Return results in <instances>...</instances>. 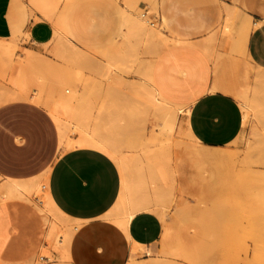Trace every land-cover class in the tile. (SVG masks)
<instances>
[{"label":"rangeland","instance_id":"1","mask_svg":"<svg viewBox=\"0 0 264 264\" xmlns=\"http://www.w3.org/2000/svg\"><path fill=\"white\" fill-rule=\"evenodd\" d=\"M24 1L9 0L7 12L9 33L17 29L26 31L25 28L28 23L40 20L49 22L52 28L58 27L55 24V15L57 14V17L61 12L64 11L65 13L68 10L73 20L72 34L67 33L70 38L69 44L71 48L70 45L67 49L64 47L67 52H62L61 44L56 42L57 39L55 40L54 38L53 41L51 39L50 43L45 46L39 43L38 45H30L28 41H25L28 36H25L26 38L23 37L24 39L22 38L19 42V57L16 65L19 67L23 63H26V67L24 65L22 67V69H26L30 64L27 70L30 69L35 79L40 76L41 71L46 74L48 73L54 79L56 74L59 73L58 68L64 67L67 71L79 72L84 78L86 76L87 78L100 79L106 89L108 88L107 86H110L109 91L111 90L110 92L114 94H110V96L113 98L116 106L115 109L106 111L104 118L106 119L105 121H113V123L119 124V127L124 129V131L120 129L123 132L122 135L114 138L112 144L122 154L128 158H132V155L134 156V154L140 152L137 146L145 143L150 136L156 133L157 125L160 123L159 119H161L159 117L163 116L161 114L164 113V110L159 108L154 109V107H149L142 102L140 104L144 106L138 105L133 92V87H136V80H139L138 74L134 71L111 73L104 67L103 59L97 52V49L105 44L94 43L90 40L94 37L93 29L97 30L99 35L103 37L115 35L117 31L116 11L119 6H128L135 2L138 7H141L137 10L138 13L142 12L141 9L143 7L147 8L149 19L154 21V27H157L159 15L151 12V8L147 7L149 0H59L60 4L55 0L56 2L54 1L55 4L52 3L53 5L50 0V6H56L57 4V7H54V9H57L51 12L53 8L50 7L52 10L49 9V12H51L50 14L53 17L47 20L40 12L43 8L45 11L49 8L47 2L48 8L46 3L42 1L43 5L40 4L41 7H39L40 5L38 6L39 3L36 4V7L40 8L37 10L34 4L29 2L30 6L28 2L25 3ZM156 1L160 5L164 16L172 20L173 24L170 29L177 36L182 33L177 31L176 28L180 25H186L188 23V16L182 13L180 17H177L175 14L176 6L184 7V9L180 10L186 12L198 11L210 18L213 21L211 28L217 33L215 39L209 40L208 45L204 46L207 51H204L202 47L200 48L210 57H212L213 51H218L217 56L220 60L217 58L213 65L221 69L222 76L230 88L242 91L247 86V94H252L253 90L251 91V87L252 89L257 87L253 79L245 85L239 82V72L243 65L245 42H238L237 37L243 29L241 31L235 29L234 31L224 32V26L222 27L224 25V15L226 14L223 10L228 6L226 3L228 2L231 4L230 6L236 7L238 0ZM217 3L221 4L222 7L219 8ZM27 9L30 10V17H32H29L27 23L22 24L23 16L28 13ZM240 15L242 16L243 14L240 13ZM241 18L243 19L244 17L242 16ZM51 21H54L56 26H53L54 24ZM245 21L247 22V20ZM247 23L250 25L249 21ZM217 27L219 28L218 30ZM206 34L207 31H203L197 35L200 38H205ZM216 39H220L224 44L228 45H217L212 48L210 42ZM172 48L169 47L162 50L159 54L164 60L160 73V83L162 87L171 92L172 97L182 98L190 90V86L187 82L173 83L177 69L188 70L190 65L201 69L203 65L191 62L192 60L187 50L182 48L174 50ZM28 54H30V57H27ZM66 54L69 55L68 58H66ZM31 57L32 60L34 58V62L31 60ZM69 58L70 60H68ZM54 63L58 67L53 66ZM48 64L53 67H49ZM40 66L44 69L40 68ZM39 69H43L44 71H40ZM10 75V69H7L6 72L5 69L0 70V88L10 87ZM177 76L183 77L185 75H181L178 72ZM61 87V89L64 88L63 86ZM28 91L33 95L37 92L36 86L30 79ZM128 94L133 99L127 98ZM123 97L127 98L126 101ZM124 101L125 103H123ZM131 103L132 107L129 105ZM176 114H178V110H176ZM254 120L255 118H252L248 125L244 126L245 129L242 128L241 133L234 141L221 147V150L228 152L226 157L216 161L202 162L197 169L188 165L186 167L188 174L183 178L173 173L174 181L172 182V186H169L170 188L168 186L160 187L159 189L162 188V190L158 191L159 189H156L158 185L151 183L148 177L146 178V191H142L138 196L146 199V203L151 210L163 206L168 225L172 226L174 223L178 225V229L181 230L179 236L182 241L184 240V244L190 251V254L186 258L165 259L160 251L163 245L168 243L169 238L162 236L153 247L152 251L154 253L150 254L153 257L160 256L163 260L162 264H264V151H261L264 149V141H262L261 136H255L256 122ZM116 124L115 127H118ZM260 138L262 140L259 142L258 139ZM262 142L263 145H261ZM191 144L193 142L182 132H175L170 136L167 145V152L171 156L170 169L174 168L176 158H180L184 153L188 155L191 150ZM141 158L145 159L146 157L141 155ZM131 174V176H135L133 173ZM190 174L192 176L189 177ZM1 182L2 179L0 178ZM40 197V194L33 195L29 198V203H21L30 209H34L35 206L41 207ZM50 218L53 219V216H50ZM0 219L5 226L0 230V248L6 255L5 264L7 262H9L8 264H54L53 262L56 264H66L67 261H69L67 264H72V259H60L61 250L56 240L50 244H46V238L43 237L39 244L35 243L32 225L23 210H10L7 214L2 213ZM55 220L58 222L61 230L68 226L74 227L73 222L66 218L56 216ZM47 231L48 228H46V233ZM76 234L77 231H74V235ZM24 240L26 241V248L21 253L23 256H17L19 243ZM43 255L50 256L51 260L46 262L42 258ZM136 262V264H155L154 260L149 259L145 254L141 253L138 254Z\"/></svg>","mask_w":264,"mask_h":264},{"label":"crops","instance_id":"2","mask_svg":"<svg viewBox=\"0 0 264 264\" xmlns=\"http://www.w3.org/2000/svg\"><path fill=\"white\" fill-rule=\"evenodd\" d=\"M226 4L231 5L228 2ZM217 6L222 7L219 3ZM8 7L9 0H0V37H12L25 32L17 29L9 33ZM147 7L159 15V23L164 25L163 34L172 39L162 50L169 47L174 50L185 49L190 54L191 62L203 65L201 69L192 65L188 70L177 69V73L185 76L180 77L176 73L173 83L187 82L190 90L184 97L176 98L160 83L164 63L159 55L162 50L151 57L147 79L149 85L159 97L183 111L177 114L175 132L181 131L179 127L188 128L196 141L207 147H224L230 144L243 128V112L236 94L245 93L248 87L242 91L230 88L222 76L221 69L213 65L218 58V51H213L210 57L200 48L208 45V36L213 33V21L198 11L186 12L180 10L184 7L176 6L177 17L182 13L188 16V23L176 28L182 33L177 36L170 29L172 20L164 16L156 0H149ZM139 8L141 7H138L136 2L119 6L116 11L115 35L103 37L93 29L94 37L90 41L105 44L99 47L97 52L121 42L123 10L132 16L149 18L138 13ZM236 8L251 25L250 27L245 21L247 38L243 50V65L239 72V82L245 85L252 79L255 82L256 74L259 70H264V0H238ZM27 21L26 13L21 23ZM61 27L63 34L70 41L67 33L72 34L73 20L68 10L62 12ZM241 29L243 28L239 24L237 30ZM25 30L28 33L25 41L30 45L47 42L53 35L51 24L43 20L28 23ZM203 31H207V36L200 38L197 34ZM219 40L210 42V46L213 48L217 45H228ZM140 58L150 59L146 53L140 54ZM96 93L98 97L111 94L104 87ZM95 95L91 97L96 99ZM101 96L96 99L97 102L91 98L92 108L97 109ZM113 105L111 107L107 104L109 107H104L102 120H106V111L115 109V104ZM95 109L92 111L94 114ZM78 138V134H72L70 144H61L58 126L45 108L25 100L6 102L0 105V177L27 180L47 172V190L53 204L74 224L68 243L69 260L72 259V264H129L134 243L139 245L138 247H144L141 254L147 256V251L154 253L152 250L162 237L164 222L151 209L136 211L130 219L117 212L115 206L122 192V177L116 162L108 153L97 147L74 145L73 142ZM121 218H126L123 227L115 222ZM74 231H77L76 235ZM40 241L38 240V244ZM138 247L137 250L140 251ZM25 248L26 241H20L16 255L23 256L21 253ZM187 251L190 254L188 249ZM136 259L138 260V255Z\"/></svg>","mask_w":264,"mask_h":264},{"label":"bare ground","instance_id":"3","mask_svg":"<svg viewBox=\"0 0 264 264\" xmlns=\"http://www.w3.org/2000/svg\"><path fill=\"white\" fill-rule=\"evenodd\" d=\"M39 1L40 0H28V1L26 0L24 2L25 3L30 2L31 4H34L35 5L34 7H36V4L38 3H39L38 6L40 4L43 5L42 1H44L45 3L47 2L48 4L50 2V0L49 1L41 0L40 2ZM54 1L55 0H53L52 2L51 0V4L52 3L55 4ZM57 2L60 4L59 0H57ZM47 3L46 5L48 8ZM39 7H41V5ZM39 7H36V9L37 10L40 9ZM50 7L53 8V10L50 9ZM54 7H57V4L56 6H50L49 4V8L46 9V11L48 12H46L44 8L41 9L42 11L40 12L41 14H43V16L46 17V20L51 19L53 17L50 13L57 9V8L54 9ZM236 7L233 5L232 6L228 5L223 10L225 11L226 14L223 12L225 15L223 19L224 25H222V27L224 26L223 27L224 32H230V30L233 31L235 29L237 30V27L240 24L241 27L243 28V31L238 35L237 38L239 40L238 42L244 43L247 38V28H246L247 24L244 18L243 19L241 18L243 15L242 16L240 15L241 12L239 13V9H237ZM49 9L52 11L49 12ZM123 11H124V25H123V32L121 34V42L118 44H114L113 46H111L106 50L99 51L98 53L103 59L104 67L108 69L111 73L114 72L119 73L121 71L124 72L134 71L135 73L138 74L139 80H136V85H135L136 87H133L134 98L138 101V105L142 102L148 105L149 107H154V109L159 108L161 110H164V113L161 114L163 116L159 117L161 119H159L160 123L157 125L156 133L150 136L145 143L142 144L138 143L140 145H138L137 147H139L138 150L140 152L134 154V156L132 155V158H128L126 155L122 154L117 149L116 146L112 144V140L114 138L122 135L123 132H121L120 129H122L123 131L124 129L122 127H119V124L117 125L114 122L118 126L115 127L113 121L109 122L102 120L103 117L102 115L105 110L104 107H109L107 106V104L108 105L110 104V106L112 107V105L114 104L113 98L110 96V94L109 95L106 94V96L104 97L100 95L102 98H100L101 101H99L100 103L97 109L92 108L93 102L91 98H94L95 101L96 99H99L100 96L98 97L96 92L102 91L103 87H105L103 85L104 83L102 84L100 79L97 80L94 78H87L86 76L84 78L79 72H74V71L70 72L65 70L64 67L63 68L59 67L58 68L59 73H57L56 77L52 79L48 73L46 74L41 71L44 69L42 66H40V68L43 69L41 70L39 69L41 71L40 76L37 77V79H35L30 69L27 70L30 64L27 66L26 69L25 68L22 69L23 65L24 67H26L25 66L26 63H23V65L19 67L16 65V61L19 57L18 55V48L20 44L19 42L23 37L28 36V33L26 31L25 32L22 31L19 34L12 37H0V70L5 69L6 72L7 69H10L11 72L10 81H9L10 87L4 89L0 88V105L15 100H25L40 105L49 112V114L52 116L55 123L57 124L61 144L63 143L70 144L71 142L70 136L72 134L73 135L78 134L79 138L76 139V142L75 141L73 142L74 145H83V146L87 145V146L97 147L108 153L116 162L122 177L121 179L122 192L120 199L115 206V210L117 212L123 213L124 216H127L126 218H129L133 216L134 215L133 213L134 212L136 213V211L150 209L146 203V199L142 197L140 198L138 196L140 193H142V191H146L147 177L151 183L153 184L156 183L158 185L157 188L154 185V187L157 190L160 187H165V186L169 187L172 186V182L174 181L173 173H176L183 178L188 174L187 173L188 169L186 170V167L188 165L197 169L200 167L202 162H209V161H216L219 159H223L228 155V152L221 150V147L212 148L199 144L196 141V139L192 136L188 128L179 127L178 129L181 130L180 132H182L186 137H188L193 142V144H191L192 145L191 150L189 151L188 155H185L184 153L183 156H181L180 158L179 157L176 158L174 168L170 169L169 164L171 161V156L167 152V145L170 136L177 129L178 116L176 114V110H178V112L181 113L183 111L180 107L172 105L167 101L163 100L161 97H159L156 91L149 85L147 79H148V70L152 59L151 57L158 54L163 48H165L170 42H172V39H169L167 36L163 34V29H164L163 23H159L157 27H154L150 25L149 18L132 16L125 10ZM154 11L156 12L157 10L154 8ZM29 12L30 10H28L27 13L28 21L31 14ZM56 15H55L56 18L55 24H57L58 27L54 24V21L53 22L51 21L54 24L53 26H56L55 28H53V35L51 34L52 38H49V41L47 42L39 43V44L45 46L48 43H50L51 39L53 41L54 38L55 40L57 39L56 42L61 44V47L63 49L62 52L65 51L67 52V50H65L64 47L66 49L69 48L70 41L66 38V36L62 32V27H61L62 12L57 17ZM218 29L219 28L217 27V30ZM224 32L222 33L224 34ZM216 33H217L216 31H213V33L208 36L207 41L212 40L213 38L215 39ZM202 49L204 51L205 50L207 51V49L204 46H202ZM142 53L148 54L150 59L142 60L140 58V54ZM66 55L65 57L68 58L69 55L68 54ZM28 56L30 57V54H28L27 57ZM70 58L68 60H70ZM32 61L34 62V58ZM72 63H73V59H72ZM50 66L58 67L55 65V63L53 64V66L49 65V67ZM29 79L33 81L34 85L37 88V92L34 95L30 94V92L28 91ZM118 83L116 82V84ZM255 84H257V87H255L254 89H252L251 87V91L253 90L252 94L249 93L247 94V92L239 93L236 94V99L238 100L243 112V128L244 126L248 125L249 121L252 118L253 119L255 118L254 120L256 122L255 136L259 135L262 137L263 140L261 138L258 139V141L260 142V140L264 141V70H259V72L256 74ZM61 86H63L64 88L61 89L62 88ZM107 87H108L107 88V92H108L109 88L111 87L110 86ZM126 88L128 87L126 86ZM248 91L250 92V90ZM94 93H96V95ZM91 94L97 96L96 99L94 96L91 97L92 96ZM129 94L126 97L132 98L129 97L130 96ZM125 101L123 103H125ZM129 105L131 106L132 103ZM128 108L131 110L130 107ZM145 108L147 107L145 106ZM94 109L96 110L95 114L92 113V111L94 112ZM158 111L160 112V110ZM259 142L258 144L260 145ZM261 145H263V142L261 143ZM261 151H264V149ZM141 155H144L146 158L142 159ZM131 173H133L135 176H131L132 175ZM190 176L192 175L190 174L189 177ZM0 178L2 179V182L0 183V215L2 213L7 214L10 210L12 211L23 210L26 213L30 221V224L32 225L33 237L35 238V243H38V240H41L43 237L46 238V244H50L54 240H56L57 241L56 243L60 246V250H61L60 259L69 260L68 243L73 233L74 227L68 226L65 229L61 230L59 228L58 222L55 220V217L59 216L71 221L70 218L62 214L56 208V206L53 204L50 198V195L47 190V172H44L42 175H40L37 178H32L27 180H15V179H8L2 177ZM160 190H162V188L159 189L158 191ZM37 194L41 195L40 197V202L42 204L41 207L35 206L34 209H30L21 203V202L29 203L30 202L29 198L33 195L36 196ZM153 210L159 215L161 220L164 222V230L162 236L169 238L168 243L163 245L160 251L162 256L168 260L176 259V258H186L188 256L187 246L184 244L183 242L184 240L182 241L179 236L181 230L177 228L178 225H172V226L168 225V223L166 222V216L164 213L163 206H159ZM50 216H53V219L50 218ZM125 219L123 218L116 219L115 222L123 227L126 223ZM4 227L5 226L0 219V230ZM46 228H48L47 233H46ZM138 246L139 245L135 243L133 244V250L129 264H136L137 263L136 256L144 252L142 251L144 250V247H138ZM137 247L140 248L139 249L140 251L137 250ZM146 254L149 259L155 261V264H162L163 260L160 258V256L153 257L150 255L149 251H147ZM5 256L6 255L2 252L0 248V264H5ZM42 258L45 259L46 262L47 261L49 262L51 260V257L47 255H43ZM68 262L69 261H67V263ZM8 263L9 262H7V264ZM53 263L56 264L55 262Z\"/></svg>","mask_w":264,"mask_h":264},{"label":"built area","instance_id":"4","mask_svg":"<svg viewBox=\"0 0 264 264\" xmlns=\"http://www.w3.org/2000/svg\"><path fill=\"white\" fill-rule=\"evenodd\" d=\"M141 10H142L141 13H142V16H143V17L148 16V10H147L146 7H143ZM150 25H151V26H154V25H155L154 21L150 20Z\"/></svg>","mask_w":264,"mask_h":264}]
</instances>
